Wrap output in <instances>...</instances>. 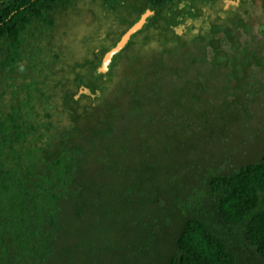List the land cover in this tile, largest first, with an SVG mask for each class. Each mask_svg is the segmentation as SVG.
Returning a JSON list of instances; mask_svg holds the SVG:
<instances>
[{
    "label": "trees",
    "instance_id": "trees-1",
    "mask_svg": "<svg viewBox=\"0 0 264 264\" xmlns=\"http://www.w3.org/2000/svg\"><path fill=\"white\" fill-rule=\"evenodd\" d=\"M259 94L264 0H0V264H264Z\"/></svg>",
    "mask_w": 264,
    "mask_h": 264
},
{
    "label": "rangeland",
    "instance_id": "rangeland-1",
    "mask_svg": "<svg viewBox=\"0 0 264 264\" xmlns=\"http://www.w3.org/2000/svg\"><path fill=\"white\" fill-rule=\"evenodd\" d=\"M79 38L75 39V42ZM259 86V83L257 84ZM252 100L246 102L247 111L241 115L240 126L232 129V134H239L246 143H242L246 149L240 151L242 158L247 154H256L261 146L264 145V94L251 96ZM241 147V146H240ZM243 147V148H244ZM247 159L250 158L248 155Z\"/></svg>",
    "mask_w": 264,
    "mask_h": 264
},
{
    "label": "water",
    "instance_id": "water-1",
    "mask_svg": "<svg viewBox=\"0 0 264 264\" xmlns=\"http://www.w3.org/2000/svg\"><path fill=\"white\" fill-rule=\"evenodd\" d=\"M149 15L150 11H145L143 14H141L140 17L136 21H134L132 25L121 35L116 44L104 53L99 71L106 72L108 70L113 56L126 46L134 33L142 29Z\"/></svg>",
    "mask_w": 264,
    "mask_h": 264
}]
</instances>
